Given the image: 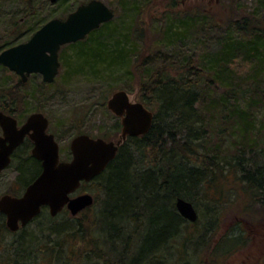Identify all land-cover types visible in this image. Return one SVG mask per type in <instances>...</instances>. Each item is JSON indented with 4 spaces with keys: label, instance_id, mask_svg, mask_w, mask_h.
<instances>
[{
    "label": "trees",
    "instance_id": "1",
    "mask_svg": "<svg viewBox=\"0 0 264 264\" xmlns=\"http://www.w3.org/2000/svg\"><path fill=\"white\" fill-rule=\"evenodd\" d=\"M117 2L124 14L131 11L129 21L121 17L114 23L115 9L112 3L105 2L113 9L114 17L82 40L64 49L62 46L59 58L67 74L86 69L90 73L118 75L117 79L122 76L128 82L120 89L132 91L137 85L139 101L154 113L152 126L143 135L127 137L105 169L89 182L80 184L79 190H96L102 194V198L94 197L91 206L98 205L93 215L83 213L81 220L79 215L84 210L74 217L64 208L52 217L43 207L26 226L16 231V240L5 250L4 264H52L50 260L42 263L43 258L72 255L73 259L63 263L188 264L189 250L208 247L207 237L211 234L208 231L218 221L221 205L240 193L239 189L232 187L229 191L218 184V176L226 181L232 170L239 174L240 190L252 204L264 210V162L259 163L256 157L264 154V119L258 120L256 115L264 106V0H258L252 14L245 12L241 19L228 22L226 28L235 30L238 37L227 32L215 39L217 46L208 48V53L191 52L181 56L178 66L170 62L156 67L148 56L151 49L147 48L148 55H144V48L141 50L137 44L146 39L144 29L134 21L141 1ZM168 17L165 28H160L166 40L184 39L188 31L197 35L211 24L207 20L211 18L200 10H181ZM123 29H126L124 33ZM237 58L249 63L248 71L242 74L237 71ZM49 85L52 83L40 81L30 96L24 93L27 83L19 78L13 86L0 85V109L15 116L16 112L23 113L29 107L28 99L37 103L43 99L40 89ZM210 90L215 92L212 97L207 96ZM107 98L108 93L101 96L100 102L105 104ZM35 105L32 112L41 111ZM228 109L233 117L232 129L244 137L242 141L248 144L254 141L261 148L248 160L243 150L234 157L210 154L205 148L208 134L205 115L214 112L215 120L227 125ZM203 110L207 113H202ZM84 115L75 116L74 135L88 133L79 124ZM119 132L120 122L116 117L112 128L98 136L118 138ZM21 148L11 164H16L18 180L25 187L38 175L41 166L29 153L21 156ZM211 189L216 195H209ZM176 197L189 200L195 209L199 199L214 204V212L206 220L209 227L197 229L196 235L189 232L187 229L193 222L177 212ZM62 214L66 217L57 222ZM1 217L2 236L14 234L7 228L2 213ZM35 223L40 226L38 230L28 228ZM64 240L67 248L75 251L66 252V248L60 247L59 242ZM77 240L85 243L83 251L76 250L80 248L74 243ZM229 240L238 243L240 238L226 237L213 248V255L220 250L228 252L231 247L223 243Z\"/></svg>",
    "mask_w": 264,
    "mask_h": 264
},
{
    "label": "rangeland",
    "instance_id": "2",
    "mask_svg": "<svg viewBox=\"0 0 264 264\" xmlns=\"http://www.w3.org/2000/svg\"><path fill=\"white\" fill-rule=\"evenodd\" d=\"M84 1L86 0H58L57 2L51 3L49 0H0V49L26 41L43 23L51 18H63V16L74 9L77 4ZM102 1L112 3L116 12L114 23H117L118 20L120 21L121 17L125 20L130 19L131 11H127L124 14L121 10L122 8L119 9L117 0ZM140 1L141 6L138 10V18L135 16L134 21L137 20V24H140L141 28L144 29L146 39H144V41L143 39L138 41L137 44L139 47L141 46V50L144 48V55L147 54L146 50L148 51L149 48L151 49L149 55H147L151 58L150 61L153 67L170 64V62L178 66L181 63H179V60H181V56L183 55L195 51L199 54H202V52L208 53V48L212 49L217 46L215 39L226 35L227 32H232L233 37H238V33L233 29H227L226 25L229 21L241 19V15L246 14L245 12L252 14L253 10L257 9L258 2V0ZM181 10H187L189 12L196 10L205 11L208 17L211 18L207 20L209 23L211 22V24H213L209 25L213 27H208L209 25H207V28L203 29L204 31L197 35L188 31L185 38L181 40L174 38L166 40L161 32L163 29L160 28H165L170 13L175 14ZM125 31L126 29H123L122 33ZM17 34H20V36L17 37ZM66 45L68 44L63 45L62 48L64 49ZM236 65L239 67L237 71L239 73L241 72V74L249 69V63L240 58L235 59V66ZM117 78L118 75L108 76L98 72L90 73L86 69L67 74L65 72V66L62 64L58 75L51 82L52 85L44 86L45 88L40 89L43 91V99L34 103L35 101L29 98V107L22 110L23 113L19 114V112H16V117L19 119V122H22L26 116L32 112L34 106H36L35 104H38V106L41 107V111L49 119V131L56 134L55 138L59 144L60 159L66 160L68 159V154H70V139L76 131L73 120L77 113H81L82 115L85 114V118L82 121L80 120L79 124L93 136H98L101 132L109 131L114 125L116 117L107 109L106 101L105 104H102L100 98L106 93H108L109 98L113 91L120 89V86L123 87V84L128 82L120 75L119 78L121 79ZM16 80H18L17 75L0 66V85L13 86ZM40 81L43 80L37 75L30 77L29 80L26 81L27 89L24 93H28L27 96H30L31 91L36 89ZM123 89L128 91L132 101H139L137 97V85H134L132 91H129L127 88ZM213 94H215L213 90L207 92L208 97H212ZM26 110L29 112L26 113ZM202 113L207 112L203 110ZM226 115L229 117L227 121L230 120L227 125H220L219 120H215L216 117L214 112L205 115L208 123L205 148L210 154L226 156L229 154L234 157H236V155H241L242 152H240V150H243L245 151L244 156H246L245 158L248 160L251 156H254V153L261 150V148L258 144L255 145L254 141L251 144L242 141L244 137H240L239 134L232 129L231 119L233 117L230 110L226 112ZM256 115L258 120L264 119V106L258 109ZM119 133L117 134L118 138ZM118 138L113 137L111 139L108 138V140H117ZM30 146V144H24L22 146L20 152L21 156L26 152L30 154ZM256 157L259 158V163L260 161L264 162V154ZM238 175L239 174H236L233 170L229 171L226 181H223L220 175L218 176V184L221 187L224 186V188L229 191H232L231 188L233 187L234 189H239L240 193L221 205L218 221H216L208 231L211 232L207 237L210 239L208 247H202L199 243L201 248L196 251L189 250V254L187 255L188 264H264V210H261L257 204H252L243 193V190H240L238 185L239 181L237 179ZM23 187L22 182L18 180V172L15 163L10 164L6 169L0 172V195L4 193L12 194L14 191L16 193H21ZM210 191L212 192L209 193V195H216L214 190L211 189ZM83 192L91 191L78 189L75 194ZM91 194L94 197L98 198L100 196V198H102L101 192L96 190L91 192ZM97 205L98 204L93 207L90 206L89 210L85 208L84 212L82 211L79 215L81 220L83 218V213L86 216L93 215ZM213 205L214 204L209 203L207 200L199 199L198 207L196 208L198 218L195 223H191V226L188 227L187 230L189 232H195L196 235L197 229L209 227V223L206 222V220L209 218L208 215L214 212L212 208ZM68 214L70 215L69 211ZM65 217V214L58 216L57 222H61ZM35 224H29L28 228L38 230L40 226L38 223ZM13 233L14 234H5L2 236L0 232V264H4L7 260L5 250L8 248L9 244L17 238L18 234H16V232ZM229 236L239 237L240 240L238 243L236 240L225 241L223 245L227 248L231 247L228 249L229 251L223 253L220 250L213 255V248ZM53 239L55 241L56 238ZM64 243L65 240L60 241L59 245L63 249L66 248V252L75 251L68 249V246ZM74 243L80 246V248L76 250L83 251L84 242L77 240ZM73 258V255L65 258L55 256V259L43 258L42 263L50 260L52 264H64L63 262L66 259L71 260Z\"/></svg>",
    "mask_w": 264,
    "mask_h": 264
},
{
    "label": "water",
    "instance_id": "3",
    "mask_svg": "<svg viewBox=\"0 0 264 264\" xmlns=\"http://www.w3.org/2000/svg\"><path fill=\"white\" fill-rule=\"evenodd\" d=\"M55 1L50 0L51 3ZM113 17V10L101 0L79 4L65 18L49 19L26 41L2 50L0 64L19 74L22 81L31 73H39L44 82L51 83L59 71L61 46L83 39ZM106 107L120 121L119 138L107 140L88 133L76 134L69 142L71 156L68 160L60 159L59 144L48 130L49 120L44 113L32 112L17 126L12 115L0 111V172L9 166L11 154L25 136L32 141V157L41 163L39 174L20 195L4 193L0 196V212L10 231L26 226L43 207L54 217L64 208L71 216H76L91 206L94 202L91 193L74 194L81 182L99 175L127 137L143 135L152 126L153 111L140 101H132L125 89L112 92ZM175 208L190 222L198 218L192 202L183 197H176Z\"/></svg>",
    "mask_w": 264,
    "mask_h": 264
},
{
    "label": "flooded vegetation",
    "instance_id": "4",
    "mask_svg": "<svg viewBox=\"0 0 264 264\" xmlns=\"http://www.w3.org/2000/svg\"><path fill=\"white\" fill-rule=\"evenodd\" d=\"M50 1V0H49ZM58 1V0H57ZM56 1V2H57ZM89 0H86V1H84V2H81V3H79V4H82V3H86V2H88ZM79 4H77L75 7H74V9L79 5ZM110 7V6H109ZM74 9H72L71 11H73ZM113 10V9H112ZM71 11H69L63 18H65ZM35 31V30H34ZM33 31V32H34ZM31 36V35H30ZM23 42V41H22ZM20 43V42H19ZM14 45V44H13ZM12 46V45H11ZM8 47H10V46H8ZM8 47H5V48H1L0 49V52L2 51V50H4V49H6V48H8ZM0 66H2L3 68H5L6 70L8 69L9 71H11L8 67H6V66H3V65H1L0 64ZM60 66H61V60H60ZM60 66H59V70H60ZM11 72H13L15 75H17L18 76V78L22 81V79H21V76L19 75V74H17L16 72H14V71H11ZM33 75H37L38 77H41V79L43 80V78H42V75L41 74H39V73H31V74H29L28 76H27V79H26V81L27 80H29V78L30 77H32ZM26 81H22L23 83H25ZM0 111H2V112H4L3 110H1L0 109ZM5 114H9V113H6V112H4ZM9 115H12L16 120H17V126H20V125H22L24 122H25V120H26V118H27V116H26V118L22 121V122H19V119L15 116V115H13V114H9ZM2 135V130H1V127H0V136ZM28 141V143L31 145L30 146V155H31V148H32V141L29 139V137L28 136H25L24 137V139H23V141H22V143L13 151V153L11 154V162L13 161V159H14V155H15V153L17 152V150H19L23 145H24V143H26ZM28 144V145H29ZM32 156V155H31ZM11 164V163H10ZM40 166H41V163H40ZM27 186V185H26ZM25 186V187H26ZM24 187V188H25ZM23 188V189H24ZM12 195H15V194H12ZM1 196V195H0ZM1 212H0V221H1Z\"/></svg>",
    "mask_w": 264,
    "mask_h": 264
}]
</instances>
